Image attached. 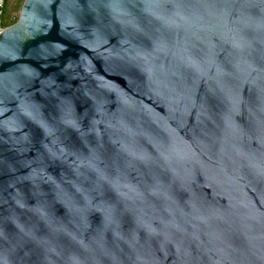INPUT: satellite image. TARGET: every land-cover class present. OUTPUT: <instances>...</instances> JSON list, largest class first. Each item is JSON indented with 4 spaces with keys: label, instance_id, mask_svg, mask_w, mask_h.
<instances>
[{
    "label": "water",
    "instance_id": "obj_1",
    "mask_svg": "<svg viewBox=\"0 0 264 264\" xmlns=\"http://www.w3.org/2000/svg\"><path fill=\"white\" fill-rule=\"evenodd\" d=\"M0 264H264V0H25Z\"/></svg>",
    "mask_w": 264,
    "mask_h": 264
},
{
    "label": "rangeland",
    "instance_id": "obj_2",
    "mask_svg": "<svg viewBox=\"0 0 264 264\" xmlns=\"http://www.w3.org/2000/svg\"><path fill=\"white\" fill-rule=\"evenodd\" d=\"M22 0H9L8 14L6 17L7 27L14 25L20 15Z\"/></svg>",
    "mask_w": 264,
    "mask_h": 264
},
{
    "label": "built area",
    "instance_id": "obj_3",
    "mask_svg": "<svg viewBox=\"0 0 264 264\" xmlns=\"http://www.w3.org/2000/svg\"><path fill=\"white\" fill-rule=\"evenodd\" d=\"M7 0H0V34H2L7 26L5 25V10H6Z\"/></svg>",
    "mask_w": 264,
    "mask_h": 264
},
{
    "label": "trees",
    "instance_id": "obj_4",
    "mask_svg": "<svg viewBox=\"0 0 264 264\" xmlns=\"http://www.w3.org/2000/svg\"><path fill=\"white\" fill-rule=\"evenodd\" d=\"M25 0H22V2L24 3ZM23 6V4H22ZM21 6V8H22ZM8 8H9V0H7V5H6V10H5V25L7 26V21H6V17H7V14H8ZM18 21V20H17Z\"/></svg>",
    "mask_w": 264,
    "mask_h": 264
}]
</instances>
